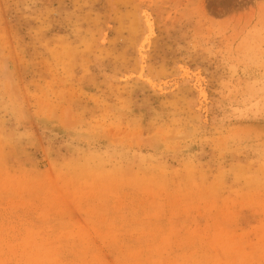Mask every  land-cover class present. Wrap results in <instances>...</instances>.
I'll list each match as a JSON object with an SVG mask.
<instances>
[{"label":"rangeland","instance_id":"obj_1","mask_svg":"<svg viewBox=\"0 0 264 264\" xmlns=\"http://www.w3.org/2000/svg\"><path fill=\"white\" fill-rule=\"evenodd\" d=\"M0 264H264V0H0Z\"/></svg>","mask_w":264,"mask_h":264},{"label":"bare ground","instance_id":"obj_2","mask_svg":"<svg viewBox=\"0 0 264 264\" xmlns=\"http://www.w3.org/2000/svg\"><path fill=\"white\" fill-rule=\"evenodd\" d=\"M143 16V17H142ZM141 17H142V19L145 21V26H146V28L148 29V22H147V19H146V15L144 14V12L143 13H141ZM150 22V21H149ZM144 23V22H143ZM151 32L153 33V31L151 30ZM148 33H150V32H148ZM147 33V36H149L150 34H148ZM204 95V94H203Z\"/></svg>","mask_w":264,"mask_h":264}]
</instances>
